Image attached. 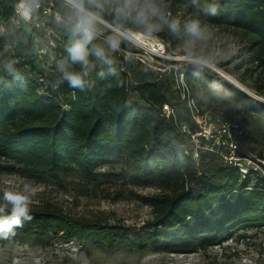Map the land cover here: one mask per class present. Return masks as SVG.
I'll return each instance as SVG.
<instances>
[{"label":"trees","instance_id":"16d2710c","mask_svg":"<svg viewBox=\"0 0 264 264\" xmlns=\"http://www.w3.org/2000/svg\"><path fill=\"white\" fill-rule=\"evenodd\" d=\"M34 1L53 3L54 10L74 22L55 20L39 9L46 25L36 27L17 13L20 0H0V170L19 169L54 185L78 174L94 186L102 175L98 162L130 159L135 185L159 181L163 189L140 195L153 212L146 230L129 232L46 205L30 210L31 220L22 217L12 233L42 240L54 236L65 242L91 240L112 251L153 246L192 253L221 244L241 230L264 227V175L254 167L243 173L218 152L200 149L194 155L191 135L182 126L195 130L198 124L188 101L174 87L171 72L129 58L127 54L138 50L126 39L118 56L105 55L97 64L91 55L87 63L73 61L77 10L65 0ZM180 1L202 23L240 33L256 88L264 92V0ZM84 6L114 26L135 28L116 21L113 13L93 2L84 0ZM1 27L8 32L2 33ZM95 44L93 38L87 47ZM66 73L80 75L83 84L72 85ZM179 73L190 85L195 103L201 93L222 100L227 109L218 117L238 121L248 150L264 160V102L206 66L186 63ZM252 176L257 180L254 185L249 184ZM10 214L11 208L0 204V219Z\"/></svg>","mask_w":264,"mask_h":264},{"label":"rangeland","instance_id":"374dc122","mask_svg":"<svg viewBox=\"0 0 264 264\" xmlns=\"http://www.w3.org/2000/svg\"><path fill=\"white\" fill-rule=\"evenodd\" d=\"M87 2L109 10L116 21L130 22L135 27L114 26L84 6L85 10L99 18L92 24L96 44L86 46L95 64L105 55L117 53L118 56L122 52L120 43L126 39L138 50L127 56L156 71L171 72L174 87L177 86L176 74L184 64H200L208 67L211 73L220 75L218 72L224 71L230 74L243 86L239 88L232 83L236 89L264 102V92H258L256 88L248 49L237 30L202 23L180 0ZM141 12L144 18H141ZM75 15L81 17L83 14L76 12ZM173 20L179 21L175 31L169 27ZM193 21L199 23V36L188 31L187 26ZM72 35L73 41L80 39L79 33L74 31ZM112 40L118 42L115 49L111 46ZM97 49L103 50V56L96 55ZM196 107L199 114L212 118L225 114L227 109L215 94L204 93L200 94L199 99L196 98ZM248 118L250 121L253 116ZM253 153L254 161L245 163L256 166L259 156L257 151ZM97 169L102 175L94 186L86 183L78 174H71L67 181L54 185L38 181L19 169L0 170V204L11 208L3 199L4 191L24 192L25 185H28L35 189V194L30 197V210L53 205L68 216L93 219L101 225L125 227L129 232L148 229L153 212L151 206L140 199V195L160 192L163 189L161 183L155 181L149 186L135 185L131 179L133 162L130 159L102 160L98 162ZM255 183L256 176H252L249 184ZM0 264H264V227L241 230L221 244L192 253H172L153 246L141 249L122 247L112 251L106 244H96L91 240L74 238L65 242L55 236L42 240L35 236H18L11 231L6 234L0 232Z\"/></svg>","mask_w":264,"mask_h":264},{"label":"built area","instance_id":"2783aa9c","mask_svg":"<svg viewBox=\"0 0 264 264\" xmlns=\"http://www.w3.org/2000/svg\"><path fill=\"white\" fill-rule=\"evenodd\" d=\"M65 1L70 4L68 0ZM21 2L22 0H20L16 7L17 13L23 17L21 14L22 10L19 9ZM23 2L26 7L30 8L28 18H23L28 22L34 23L36 27L46 25L45 20H43L37 12L39 9L47 16L52 15L55 20L61 21L67 18L69 21L74 22L68 15L54 10V8H52L53 3H51V5H43L41 2L34 0H23ZM13 23L18 25L20 20L13 19ZM1 31L5 33L8 32V29L1 27ZM40 53H46V49H41ZM176 83L181 98L188 101L198 124V128L195 130H191L189 125L182 126V131L191 135V140L195 148L194 155L197 156L200 149L218 152L225 161L238 165L243 173H247L250 168L254 167L256 170L259 168L264 175V167H262L264 160H259L262 164L254 162L256 166L250 164L254 161L253 153L248 150L245 143V130L242 125L233 119L223 117L212 118L197 113L195 99L192 97L190 85L186 81L183 73L176 74ZM165 108V111L169 113L168 107ZM242 151H244L245 154L242 153ZM245 161L250 163L247 164Z\"/></svg>","mask_w":264,"mask_h":264},{"label":"clouds","instance_id":"9594fccd","mask_svg":"<svg viewBox=\"0 0 264 264\" xmlns=\"http://www.w3.org/2000/svg\"><path fill=\"white\" fill-rule=\"evenodd\" d=\"M68 2L72 5L73 8L77 10L79 14H83L80 17L79 22L76 24L74 31L80 34V39H78L70 49L72 54L73 61H82L87 63V45L94 38L93 31V21L96 19L93 15L86 13L84 9V0H68ZM19 9L22 10L21 14L25 19L28 18L30 8L26 7L25 3L21 2L19 5ZM154 11V10H153ZM141 18H144V13H140ZM169 27L175 31L179 27V21L173 20L169 24ZM188 31L192 33L194 36H199L201 34V29L199 27V23L197 21H193L190 25L187 26ZM118 42L115 40L111 41V46L113 49L117 47ZM97 56H103V50H96ZM199 63V61H197ZM66 78L71 82L72 85H82L83 81L78 74L74 73H66ZM27 193V194H26ZM35 194V189L29 188L28 185H25L24 192H12V191H4L3 199L9 205H11V214L6 218L0 219V232L7 233L10 232L14 226L21 225V218L23 217L26 220H31V216L29 215V205L31 204V195Z\"/></svg>","mask_w":264,"mask_h":264},{"label":"bare ground","instance_id":"6f19581e","mask_svg":"<svg viewBox=\"0 0 264 264\" xmlns=\"http://www.w3.org/2000/svg\"><path fill=\"white\" fill-rule=\"evenodd\" d=\"M86 12H89V11H87V10H85ZM91 13V12H90ZM92 14V13H91ZM94 15V14H93ZM95 16V15H94ZM220 71H222V70H220ZM222 73L223 74H225L228 78H230L231 80H233L237 85H239V86H241L242 88H243V86H242V84L240 83V82H238L236 79H234L230 74H228V73H226V72H224V71H222Z\"/></svg>","mask_w":264,"mask_h":264},{"label":"water","instance_id":"95a60500","mask_svg":"<svg viewBox=\"0 0 264 264\" xmlns=\"http://www.w3.org/2000/svg\"><path fill=\"white\" fill-rule=\"evenodd\" d=\"M89 14H91L89 12ZM93 15V14H91ZM94 16V15H93ZM95 18L99 19L96 15L94 16ZM222 77H224L226 80L230 81L231 83H233L234 85H236L237 87L239 88H242L241 86L237 85L233 80H231L230 78H228L225 74L221 73V72H218Z\"/></svg>","mask_w":264,"mask_h":264}]
</instances>
